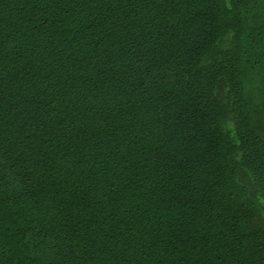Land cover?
I'll return each instance as SVG.
<instances>
[{"label":"trees","instance_id":"1","mask_svg":"<svg viewBox=\"0 0 264 264\" xmlns=\"http://www.w3.org/2000/svg\"><path fill=\"white\" fill-rule=\"evenodd\" d=\"M0 264H264V0H0Z\"/></svg>","mask_w":264,"mask_h":264}]
</instances>
